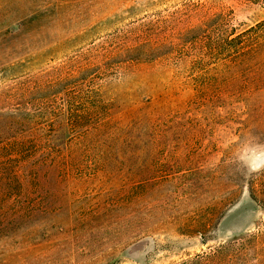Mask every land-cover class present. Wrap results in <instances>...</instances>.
Returning a JSON list of instances; mask_svg holds the SVG:
<instances>
[{
    "label": "rangeland",
    "instance_id": "rangeland-1",
    "mask_svg": "<svg viewBox=\"0 0 264 264\" xmlns=\"http://www.w3.org/2000/svg\"><path fill=\"white\" fill-rule=\"evenodd\" d=\"M262 21L249 0H0V264H264V113L231 112L207 47Z\"/></svg>",
    "mask_w": 264,
    "mask_h": 264
},
{
    "label": "trees",
    "instance_id": "trees-1",
    "mask_svg": "<svg viewBox=\"0 0 264 264\" xmlns=\"http://www.w3.org/2000/svg\"><path fill=\"white\" fill-rule=\"evenodd\" d=\"M249 1L264 2V0ZM217 16L218 20H221L223 15L220 13ZM210 20L209 16H204L202 26L206 27V23ZM207 47L217 55H223V58L208 68L213 74V81L219 78L225 82L231 112L243 114L246 121H252V116L264 113V21L242 31H238L235 27L223 30L214 41L209 42ZM133 120L135 119L131 120L132 123H134ZM103 129L86 128L77 138L87 139L93 134L97 138L115 137L113 132ZM121 133L126 134L124 139H132L131 128ZM253 189L254 194L260 195L264 201V193L257 182L253 184ZM254 240L256 244L264 245V232L256 235Z\"/></svg>",
    "mask_w": 264,
    "mask_h": 264
}]
</instances>
